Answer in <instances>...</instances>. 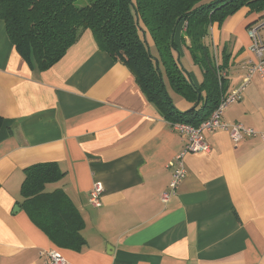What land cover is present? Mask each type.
I'll return each instance as SVG.
<instances>
[{
	"label": "crops",
	"instance_id": "0c3cea01",
	"mask_svg": "<svg viewBox=\"0 0 264 264\" xmlns=\"http://www.w3.org/2000/svg\"><path fill=\"white\" fill-rule=\"evenodd\" d=\"M261 17L243 8L213 24L206 42L215 63L227 65L222 96L242 89L222 120L264 135V75L249 73L247 35L250 28L261 35ZM174 42L198 87L202 69L191 60L189 40L178 29ZM168 92L179 112L194 106ZM0 116V264H44L40 253L47 251L68 264H264L262 139L235 145L226 131L204 133L209 151L184 157V181L161 202L185 139L90 31L81 30L62 60L38 71L18 55L0 20ZM43 163L57 164L63 177L54 189L83 219L81 251L57 248L19 205L24 170ZM95 182L103 186L98 209L88 203Z\"/></svg>",
	"mask_w": 264,
	"mask_h": 264
},
{
	"label": "trees",
	"instance_id": "16d2710c",
	"mask_svg": "<svg viewBox=\"0 0 264 264\" xmlns=\"http://www.w3.org/2000/svg\"><path fill=\"white\" fill-rule=\"evenodd\" d=\"M243 8L264 16V0H0V20L18 55L38 71L62 60L81 30L90 31L100 51L129 69L168 124L198 127L225 91L219 74L227 65L215 63L206 42L210 27ZM178 29L190 42L193 64L202 69L198 87L174 55ZM168 90L194 106L179 112ZM2 124L0 116V129ZM62 177L56 163L26 168L19 205L57 248L78 252L86 245L83 219L62 189H47Z\"/></svg>",
	"mask_w": 264,
	"mask_h": 264
},
{
	"label": "built area",
	"instance_id": "2783aa9c",
	"mask_svg": "<svg viewBox=\"0 0 264 264\" xmlns=\"http://www.w3.org/2000/svg\"><path fill=\"white\" fill-rule=\"evenodd\" d=\"M260 28H250L247 35L251 40V52L254 55V60L250 64L249 73H259L264 75V41L259 34ZM220 78L225 77V73L219 74ZM242 89L235 90L225 96H222L217 108L211 115L202 122L198 127H193L188 124H179L172 126L185 139L183 150L178 153L169 167L171 168V180L169 188L160 196V201L167 203L168 200L177 193L178 188L186 177L184 167V157L187 154H196L208 152L209 146L203 138V134H213L216 131H226L230 140L236 145L246 138L259 136L264 142V135L259 134L251 128L244 126L241 123L227 124L222 120L225 110L232 104L236 103L241 97ZM103 194V186L99 182H95L89 193L88 203L93 208H100L101 197ZM40 257L44 258V264H68L66 259L58 251L41 252Z\"/></svg>",
	"mask_w": 264,
	"mask_h": 264
},
{
	"label": "rangeland",
	"instance_id": "374dc122",
	"mask_svg": "<svg viewBox=\"0 0 264 264\" xmlns=\"http://www.w3.org/2000/svg\"><path fill=\"white\" fill-rule=\"evenodd\" d=\"M86 3V1H83V2H81L80 4H85ZM264 23V16H262L261 17V19H259V21H258V25L259 26H261L262 24ZM261 37H262V39H264V26H263V28L261 29ZM182 66H183V68L186 70V71H188V69H187V67H186V64H185V61H182ZM189 72V71H188ZM57 183V182H56ZM56 183H53V184H51L50 186H48V190H51V189H54L55 187H56Z\"/></svg>",
	"mask_w": 264,
	"mask_h": 264
},
{
	"label": "water",
	"instance_id": "95a60500",
	"mask_svg": "<svg viewBox=\"0 0 264 264\" xmlns=\"http://www.w3.org/2000/svg\"><path fill=\"white\" fill-rule=\"evenodd\" d=\"M14 210L18 211L19 210L18 206H15L14 207Z\"/></svg>",
	"mask_w": 264,
	"mask_h": 264
}]
</instances>
